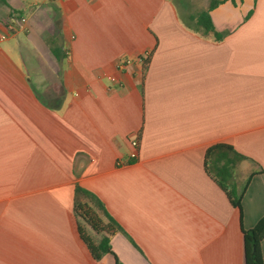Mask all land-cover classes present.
Masks as SVG:
<instances>
[{
	"label": "crops",
	"instance_id": "0c3cea01",
	"mask_svg": "<svg viewBox=\"0 0 264 264\" xmlns=\"http://www.w3.org/2000/svg\"><path fill=\"white\" fill-rule=\"evenodd\" d=\"M6 1L0 264H245L264 217V0L211 11L220 42L193 31L213 0ZM220 144L246 158L227 167L241 210L206 170ZM78 187L122 228L99 261Z\"/></svg>",
	"mask_w": 264,
	"mask_h": 264
},
{
	"label": "trees",
	"instance_id": "16d2710c",
	"mask_svg": "<svg viewBox=\"0 0 264 264\" xmlns=\"http://www.w3.org/2000/svg\"><path fill=\"white\" fill-rule=\"evenodd\" d=\"M226 1L228 0H213L210 3L208 11L200 13L197 18L193 19L196 21V28H194L193 31L204 37L211 35L217 42L222 41L223 35L216 31L212 22L211 11ZM0 5L10 8L6 0H0ZM149 61L150 57L145 60L146 63H149ZM231 156L235 157V161H232L230 158ZM244 159L246 158L238 154L233 148L221 144L209 148L205 158L207 172L212 175L217 184L226 192L232 206L240 210L242 209L241 196L237 194V191L232 185L233 174L227 167L235 165L238 160L242 161ZM220 165L223 166L219 167ZM209 166H212V168H209ZM246 188L247 185H245L244 191ZM82 194L87 196L90 201L104 213V216L107 219L106 222L101 219L92 206L80 200L79 195ZM74 212L85 226L102 236L101 240L97 243L88 235L83 227L79 226L81 238L88 246L93 258L96 261H99L103 255L112 254L110 237L117 231H122V228L105 211L103 205L100 204L92 194L78 187L76 188ZM242 233L244 239L245 264H264L262 254V242L264 241V217L254 228L250 230H242Z\"/></svg>",
	"mask_w": 264,
	"mask_h": 264
},
{
	"label": "built area",
	"instance_id": "2783aa9c",
	"mask_svg": "<svg viewBox=\"0 0 264 264\" xmlns=\"http://www.w3.org/2000/svg\"><path fill=\"white\" fill-rule=\"evenodd\" d=\"M7 37H8V35H4V36L1 37V39L4 40ZM131 147H132V151L130 153V160L133 161V160H136L138 158V148H139L138 140H132L131 141Z\"/></svg>",
	"mask_w": 264,
	"mask_h": 264
}]
</instances>
